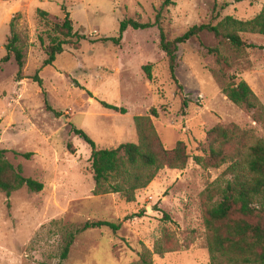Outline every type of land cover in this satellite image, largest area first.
I'll return each mask as SVG.
<instances>
[{"label":"rangeland","instance_id":"374dc122","mask_svg":"<svg viewBox=\"0 0 264 264\" xmlns=\"http://www.w3.org/2000/svg\"><path fill=\"white\" fill-rule=\"evenodd\" d=\"M164 2L0 0V147L27 177L44 184L40 192L26 187L11 195L0 192V264H136L144 247L154 251L165 232L179 248L154 253L153 264L210 263L202 194L222 181L228 164L206 168L193 156L204 154L207 131L217 124L235 123L257 138L264 136V119L256 121L223 92L236 76L264 106V35L241 33L258 46L237 49L203 32L179 48L178 83L157 26L130 27L120 44L103 39L118 36L124 19L155 22L159 12L167 38L174 39L194 25H217L226 16L252 19L264 0H175L163 7ZM38 9L59 20L70 13L75 31L86 37L79 47L66 46L53 65L43 66L46 54L38 37L46 27ZM18 13L26 55L21 81L15 58L3 61L10 23ZM211 49L220 50L226 74ZM145 65L152 66L153 80ZM38 70L43 87L32 78ZM103 101L128 111L115 112ZM152 107L159 111L153 123L166 147L186 143L192 155L186 167L162 169L136 192L134 202L119 193L95 195L91 146L73 129H83L101 148L138 142L135 116L148 115ZM88 220H121L123 226L117 232L103 227L81 233L62 259L67 233Z\"/></svg>","mask_w":264,"mask_h":264},{"label":"trees","instance_id":"16d2710c","mask_svg":"<svg viewBox=\"0 0 264 264\" xmlns=\"http://www.w3.org/2000/svg\"><path fill=\"white\" fill-rule=\"evenodd\" d=\"M175 4V0H165L163 7ZM38 16L46 29L39 35L41 48L46 54L43 66L53 65L57 56L64 52L66 46L79 47L86 39L75 31L70 13L62 20L52 17L43 9H38ZM18 13L10 23L11 34L6 43L4 62L12 57L18 65L17 80L26 78L24 67L26 55L22 36L18 30ZM157 26L160 29L161 48L167 55L172 78L176 77L177 56L179 48L188 41L199 38L203 32H212L221 44H230L237 49L257 47L248 43L241 33L264 35V7L252 19L240 20L226 16L217 25L203 23L194 25L184 34L168 39L162 26L161 14L155 22H140L133 18L122 20L119 35L104 38L120 44L128 28L146 29ZM264 48V46H260ZM221 71L226 74L228 67L219 49H211ZM144 71L153 80L152 66L145 65ZM43 87L39 70L32 76ZM179 88H182L179 85ZM45 92V91H44ZM230 101L252 113L256 121L264 119V106L252 87L245 80L230 77V83L223 88ZM103 106L119 113H127L125 107L102 102ZM186 106V103H184ZM48 110L59 114L51 106ZM153 117H159V111L152 107L148 115L135 116L138 142H124L114 148H101L83 130L74 128L76 135L91 146V166L95 180V195L110 193L121 194L127 202H134L136 192L147 188L166 168L183 169L192 157L184 141L168 148L163 143L153 123ZM207 149L203 155L193 156L196 163L206 167L228 166L222 172V181L218 180L205 188L202 194L204 208V225L207 231L208 247L211 256L209 264H264V136L257 138L252 131L242 129L235 123L217 124L207 131ZM7 150L0 147V192L11 195L26 187L30 191L40 192L44 184L32 177H27L21 166H15L6 156ZM30 157V153L23 154ZM135 216H142L136 214ZM168 217V215H166ZM130 218V217H127ZM169 218V217H168ZM123 221L88 220L69 231L63 247L62 259L69 255L77 236L96 228L108 227L117 232ZM179 246L171 234L165 232L155 244L154 251L144 247L139 253L140 261L136 264H153V254L164 255L178 250Z\"/></svg>","mask_w":264,"mask_h":264}]
</instances>
